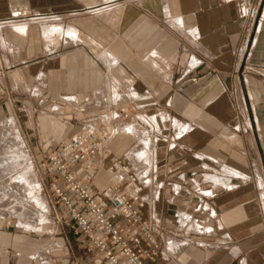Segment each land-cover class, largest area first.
Instances as JSON below:
<instances>
[{
	"label": "crops",
	"instance_id": "obj_1",
	"mask_svg": "<svg viewBox=\"0 0 264 264\" xmlns=\"http://www.w3.org/2000/svg\"><path fill=\"white\" fill-rule=\"evenodd\" d=\"M43 95L112 129L99 166L76 168L104 204L119 160L159 183L140 210L148 264H264V0H0V117ZM40 131L22 148L43 158L77 132ZM50 227L0 217V264H101L70 223Z\"/></svg>",
	"mask_w": 264,
	"mask_h": 264
},
{
	"label": "built area",
	"instance_id": "obj_2",
	"mask_svg": "<svg viewBox=\"0 0 264 264\" xmlns=\"http://www.w3.org/2000/svg\"><path fill=\"white\" fill-rule=\"evenodd\" d=\"M110 133L99 124L81 128L44 156L41 168L52 178L53 218L70 223L101 264H148L159 247L158 231L140 210L152 202L159 183L119 160L116 166L126 174L125 183L113 186L109 204H104L76 173V168L89 172L99 166ZM143 189L150 191L141 196Z\"/></svg>",
	"mask_w": 264,
	"mask_h": 264
},
{
	"label": "rangeland",
	"instance_id": "obj_3",
	"mask_svg": "<svg viewBox=\"0 0 264 264\" xmlns=\"http://www.w3.org/2000/svg\"><path fill=\"white\" fill-rule=\"evenodd\" d=\"M34 78L32 74L25 75L27 98L32 92V87L36 86ZM11 88L10 86V104L18 108L16 103L19 99L21 102L24 93ZM48 97L43 95L37 102L33 99L29 100L33 108L31 115L23 117L15 115L9 119L0 117V217L16 222L24 229L28 228L36 233L48 229L47 224L51 226L50 231L54 230L53 222L56 220L53 218V204L49 190L52 178L41 168L43 154L47 147L22 148V145L28 139L37 141L41 135V128L46 137L52 134L56 137H66L71 131H79L80 125L85 124L82 119H85L84 115L87 114V111L74 113L68 111L66 106L60 104L61 100L57 101ZM109 112H107L108 118ZM101 113L94 111L93 115L97 117L94 118V122L100 121L98 123L100 126L108 128L104 120L99 118ZM68 116L72 118L69 125L66 121ZM26 122L29 127L27 131L24 126ZM41 122H43L42 125H40ZM109 130L112 129L109 127ZM16 158L19 161H16ZM12 159L13 162L15 160V165ZM18 181L24 182L25 186L19 185Z\"/></svg>",
	"mask_w": 264,
	"mask_h": 264
},
{
	"label": "bare ground",
	"instance_id": "obj_4",
	"mask_svg": "<svg viewBox=\"0 0 264 264\" xmlns=\"http://www.w3.org/2000/svg\"><path fill=\"white\" fill-rule=\"evenodd\" d=\"M4 145H5V144H4ZM16 146H17V145H16ZM16 148H17V147H16ZM1 149H3V148H1ZM19 150H20V149H19ZM10 157L12 158V156H10ZM6 161H7V160H6ZM16 161H19V159L16 158ZM12 162H13V159H12ZM12 162H10V164H11ZM3 164H4V163H3ZM5 164H6V163H5ZM13 164L15 165V160H14ZM11 165H12V164H11ZM11 165H10V166H11ZM4 166H5V165H4ZM7 166H9V164H8ZM11 168H12V167H11ZM9 169H10V168H9ZM18 182H19V181H18ZM18 184H19V185H22V186H25V183H24V182H19ZM23 184H24V185H23ZM9 186H10V185H9ZM16 187H17V186H16ZM11 188H12V187H11ZM13 191H14V190H13ZM28 192L30 193V191H27V193H28ZM41 220H42V219H41ZM37 223H39V222H37ZM41 223H42V221H41Z\"/></svg>",
	"mask_w": 264,
	"mask_h": 264
}]
</instances>
